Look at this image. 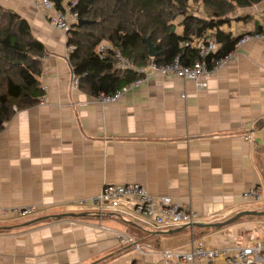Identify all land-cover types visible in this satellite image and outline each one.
I'll return each instance as SVG.
<instances>
[{"label": "crops", "instance_id": "obj_1", "mask_svg": "<svg viewBox=\"0 0 264 264\" xmlns=\"http://www.w3.org/2000/svg\"><path fill=\"white\" fill-rule=\"evenodd\" d=\"M0 6L25 19L46 48L39 78L44 101L16 110L0 131V207L37 208L0 221V264L159 263L166 250H189L193 234L213 249L264 239V216L168 234L179 228L99 216L90 203L106 185L140 184L200 213L204 224L263 212L264 201L243 199L257 185L264 189L263 39L236 47L231 60L203 80L204 89L147 71L120 101L105 106L74 88L67 38L50 22L54 13L33 0H0ZM229 18L226 32L254 34L259 25L264 34V2ZM210 212L225 220L213 222Z\"/></svg>", "mask_w": 264, "mask_h": 264}, {"label": "trees", "instance_id": "obj_2", "mask_svg": "<svg viewBox=\"0 0 264 264\" xmlns=\"http://www.w3.org/2000/svg\"><path fill=\"white\" fill-rule=\"evenodd\" d=\"M58 10L72 6L79 21L73 25L68 45H74L69 62L72 72L80 76L79 89L92 97L101 93L112 95L139 80L131 70L119 71L117 60L110 50L99 55L104 43L118 49L124 58L139 67L151 61L147 40L156 48L157 66H166L179 59L190 66L198 53L182 47L187 41L208 38L219 45L214 61L232 53L245 36H235L224 27L229 16L238 9L251 8L264 0H51ZM199 6L205 17L199 15ZM252 17L244 18V20ZM182 32H177L178 28ZM258 25L255 33H262ZM254 33V34H255ZM253 34V33H252ZM45 46L38 41L29 23L10 9L0 6V131L11 120L16 110L37 106L44 95L40 83Z\"/></svg>", "mask_w": 264, "mask_h": 264}, {"label": "built area", "instance_id": "obj_3", "mask_svg": "<svg viewBox=\"0 0 264 264\" xmlns=\"http://www.w3.org/2000/svg\"><path fill=\"white\" fill-rule=\"evenodd\" d=\"M40 9L48 13H54L50 17L51 24L63 32L68 40L71 37V30L74 24H78L79 15L72 11V6H66V10H58L51 0H33ZM252 39H263L264 34H248L245 35L237 44L239 47ZM182 47H189L198 53V59L190 66H183L179 59L172 64L166 66H157L154 59H151L147 66L139 67L133 62L123 57L118 49L112 47L111 44L104 42L99 47V55L104 56L110 50L115 54L117 60L115 68L119 71L131 70L139 75H145L147 71L162 74L164 76H172L183 81H194L199 89H204L206 84L203 82L221 66L227 64L232 53L222 59L214 61L210 65L207 59L216 54L219 45L215 41L208 38L194 39L182 44ZM75 50L74 45H68L69 54ZM80 76L72 73V83L74 88L78 89L80 84ZM141 79L131 83L112 95L104 93L94 97L95 101L102 105H110L121 100L126 92L134 86L140 84ZM44 90V88H43ZM186 98V95H183ZM44 101V95L40 99ZM252 135L244 137V141L249 142ZM243 199L248 204H256L264 201V189L261 185H257L243 194ZM94 207L95 214L103 216L112 213L115 215H125L133 221L150 226L155 229H176L183 226H192L195 223H201L203 216L195 211L189 210L182 206L179 202L170 196L156 197L149 194L147 189L140 184L126 185H106L101 193L91 202ZM35 206L4 208L0 207V221L10 220L18 217H28L36 213ZM209 219L213 222L223 221L224 217H219L217 213L210 212ZM193 229V228H192ZM117 237L120 241L133 245L136 250L140 251V247L134 243L131 237L123 233H118ZM162 260L159 263H148L143 261H134L133 264H264V239H256L248 242L246 245L228 249L208 248L203 240L192 235L189 250L181 252L174 250H166L161 253Z\"/></svg>", "mask_w": 264, "mask_h": 264}, {"label": "water", "instance_id": "obj_4", "mask_svg": "<svg viewBox=\"0 0 264 264\" xmlns=\"http://www.w3.org/2000/svg\"><path fill=\"white\" fill-rule=\"evenodd\" d=\"M85 22L84 21H79L78 22V26L84 25ZM147 44H148V48H149V55L152 59L156 58L158 56V53L156 52V48L151 44L150 40H147ZM68 216H72L74 217L75 214H67ZM66 215V216H67ZM247 216H264V211L263 212H259V211H255V210H247V211H243L238 213L237 215H235L234 217H232L231 219L225 221V222H219V223H211V224H204V223H195L192 226H184L182 228L176 229V230H172L170 231L168 234H174V233H179L181 231L184 230H188L191 228H219V227H225V226H229L231 224L237 223L239 222L242 218L247 217ZM56 217H62V216H56Z\"/></svg>", "mask_w": 264, "mask_h": 264}, {"label": "rangeland", "instance_id": "obj_5", "mask_svg": "<svg viewBox=\"0 0 264 264\" xmlns=\"http://www.w3.org/2000/svg\"><path fill=\"white\" fill-rule=\"evenodd\" d=\"M199 8V15L201 16V17H205V15H204V13H202L203 12V8H202V6H199L198 7ZM179 31V29H177V32ZM247 217H253V216H247ZM245 218V217H244ZM234 224H236V223H234ZM234 224H231V225H234ZM230 226V225H229ZM208 236V235H207ZM207 236H205L204 238H206ZM205 243V242H204ZM238 244H242V242H239Z\"/></svg>", "mask_w": 264, "mask_h": 264}]
</instances>
